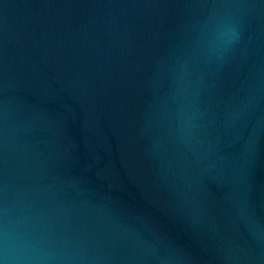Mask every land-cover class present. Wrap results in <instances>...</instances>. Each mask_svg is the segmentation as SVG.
<instances>
[{
	"label": "water",
	"instance_id": "obj_1",
	"mask_svg": "<svg viewBox=\"0 0 264 264\" xmlns=\"http://www.w3.org/2000/svg\"><path fill=\"white\" fill-rule=\"evenodd\" d=\"M0 264H264V0H0Z\"/></svg>",
	"mask_w": 264,
	"mask_h": 264
}]
</instances>
